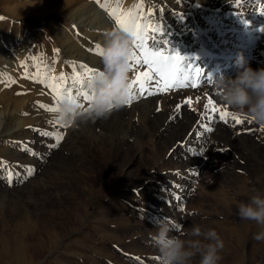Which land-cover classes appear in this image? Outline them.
Masks as SVG:
<instances>
[{"label": "rangeland", "instance_id": "obj_1", "mask_svg": "<svg viewBox=\"0 0 264 264\" xmlns=\"http://www.w3.org/2000/svg\"><path fill=\"white\" fill-rule=\"evenodd\" d=\"M220 2L0 0V232L6 233L4 237L0 234V264H11V255L2 251V245H12L22 237L29 249L26 264H60L56 257L63 260L66 256L78 264H161L159 250L151 239L154 225L161 218L181 226H174L169 235H179L192 225H200L203 230L215 229L225 244L220 253L224 258L222 264H235L234 258L240 261L237 264H264V241L253 239L262 226L238 215L239 204L247 203L251 195L244 199L230 196V201L229 196L226 199L221 195L227 190L225 182L231 175L241 172L233 162L229 166L225 162L238 159L242 137L248 144L256 143L264 127L221 103L213 87V79L220 74L236 75L240 53L252 68H264V3ZM105 4L107 7L101 6ZM136 5L142 7L137 9ZM117 9L120 14L135 11L142 23L146 20L150 27H160L162 31L149 32V37L154 35L158 39L156 43L166 56L181 57L178 67L187 68L186 75L199 69V76L193 81L197 86H177L167 91L151 87L153 94H137L128 104L131 116L125 117L123 123V115L117 112L100 127L92 121L67 127L49 123L54 121V112L41 105H54L55 96L35 77H70L83 73L80 65L101 71V56L95 47H103L105 32L120 27L111 14ZM225 27L233 29V37L223 33ZM210 30L215 40L211 45ZM187 34L202 35L192 49L187 48ZM144 71H148L147 65L132 68L129 82L137 72ZM158 81L160 77L156 76L149 83ZM134 92L138 93L137 86H133L129 97ZM176 98L181 99L178 116L162 132L160 119L164 122L167 115L166 104ZM209 99L243 122L237 123L231 116L220 119L218 114L210 113L204 107ZM87 105L85 102L84 107ZM154 106L158 116L149 117L150 107ZM205 125L212 131H207ZM242 125L249 129L239 128ZM44 131L63 135L58 147L51 146L56 143L55 137L43 136ZM231 133L235 134L237 148H229L226 154L215 150V141L221 142ZM177 138L185 142L176 145ZM260 151L264 154V148ZM243 160L240 165H244ZM247 163L245 170L253 171L261 161L252 157ZM29 168L33 169L30 176ZM245 182H238L242 192L249 189ZM208 186L218 194L216 208L207 202ZM110 190L116 193L108 199L106 193ZM199 191H204L201 198L194 200ZM255 191L260 192L258 188ZM88 195L103 201L95 207L90 220L79 231L64 236L65 247L53 248L46 260L37 258L29 231L15 226L16 214L41 209L43 203L49 208L42 210L46 216L54 212L63 216L68 207L78 205ZM222 206L232 219H221ZM52 221L49 226L66 232L67 227L59 220ZM70 247L78 253L71 256ZM93 248L98 252H92ZM199 260L197 255L190 264H199Z\"/></svg>", "mask_w": 264, "mask_h": 264}, {"label": "clouds", "instance_id": "obj_2", "mask_svg": "<svg viewBox=\"0 0 264 264\" xmlns=\"http://www.w3.org/2000/svg\"><path fill=\"white\" fill-rule=\"evenodd\" d=\"M133 40L134 35L121 27L105 32L103 69L86 82L88 89L95 91V98L87 107H80L66 97L53 113V119L75 126L79 122L107 119L115 109L124 107L131 92L128 74L132 70ZM236 63V75L220 74L213 79V87L221 103L264 127V68H252L243 53ZM238 215L262 226L253 239L264 241V194L257 193L247 203H240ZM154 228L151 239L159 250L161 264H190L197 255L199 264H219L222 259L220 253L225 244L215 229L203 230L200 225H192L179 235H169L175 229L168 218L156 221Z\"/></svg>", "mask_w": 264, "mask_h": 264}, {"label": "bare ground", "instance_id": "obj_3", "mask_svg": "<svg viewBox=\"0 0 264 264\" xmlns=\"http://www.w3.org/2000/svg\"><path fill=\"white\" fill-rule=\"evenodd\" d=\"M230 0H222V4L220 2L221 5L227 3ZM264 3V0H263ZM75 8V7H74ZM72 11H74L73 9H71ZM71 11V12H72ZM18 12V11H17ZM20 12V11H19ZM21 14V13H20ZM171 16V15H170ZM170 18V17H169ZM233 29L231 28H224V32L223 33H227V37H233V35H231V31ZM211 31L210 30V35H211ZM213 32V31H212ZM188 36L185 38L186 45L188 46L187 48H194L198 42H199V37L197 34H187ZM209 36V35H208ZM215 37L217 38V35H215ZM208 38V37H207ZM206 38V39H207ZM210 44H213L215 42V40L213 39V36L211 35ZM215 38V39H216ZM219 39V38H218ZM213 42V43H211ZM181 101V99H175V100H170L167 104L165 109L167 110V115L164 118V122L163 119H160V122H162L163 126H162V132L165 131L166 129H168L169 126H171V120L176 118L178 116V111H179V105L178 103ZM164 109V110H165ZM131 111V110H130ZM118 113L123 115L122 118V123L123 121L126 120V118L129 116H131V114L129 113V107L128 104H126L124 107L120 108V109H115L113 113ZM157 112V107H150V111H149V117H157L158 114ZM156 114V115H155ZM126 115V116H125ZM126 117V118H125ZM129 118V117H128ZM109 119V118H108ZM121 119V118H120ZM105 119H100L94 122V125L97 127L99 125H101L102 123H104ZM179 124H181L179 122ZM174 125V124H173ZM100 127V126H99ZM104 127V126H103ZM128 127V126H127ZM181 127V126H180ZM239 128L241 129H249V127L247 125H242ZM188 130V129H187ZM190 130V129H189ZM188 130V131H189ZM4 132V131H1ZM7 132V131H6ZM186 132V130H185ZM187 133H185V135L187 136ZM194 134V133H193ZM229 134V133H228ZM262 135L261 138L257 139L259 141H255L256 143L253 144H248L245 141H247L246 138L242 137L240 139L241 145H240V150H239V157L236 161H233L228 159L227 162H225L228 166L230 165L229 162H233V164H235L236 168H238L240 173H236L233 175L236 176H232L229 178V180L227 182H225V187L227 190H229V192L226 190L225 192H223L221 195H223V197L225 196L226 199L228 198L227 196H229V201L235 196L236 197H240V198H247L250 195L253 196L257 193L260 194H264V154H260V149L264 148V132L260 133ZM192 135V134H191ZM181 136V135H180ZM226 136V135H225ZM159 137V136H158ZM224 137V136H223ZM235 137V134L231 133L229 135V137L223 139L221 142L215 141V150H218L219 153L221 154H226L227 150L229 148H237V143L236 140H233ZM193 138V137H192ZM125 139V138H124ZM189 142H191V139H188ZM183 139L182 138H177L175 140V144H179L180 142H182ZM185 142V141H183ZM174 144V145H175ZM173 145V146H174ZM187 145V144H186ZM202 149V148H201ZM213 149V148H212ZM211 154L213 153V150H211ZM209 152V151H208ZM215 152V151H214ZM230 152V151H229ZM234 153V152H232ZM259 153V154H258ZM209 153H206V156ZM218 154V152L216 153ZM211 156V155H210ZM230 156V155H229ZM237 156V155H236ZM209 157V156H208ZM213 156H211L212 158ZM231 157V156H230ZM229 157V158H230ZM252 157H256L257 160H260L261 163L258 166H254L253 171H246V165L248 164L247 162L251 160ZM224 158V157H223ZM226 158V157H225ZM203 159V157H202ZM205 159V158H204ZM209 159V158H208ZM207 159V160H208ZM244 159V160H243ZM206 160V161H207ZM244 161V165H240L241 161ZM209 161V160H208ZM213 162V161H212ZM224 162V160H223ZM247 163V164H246ZM204 164V163H203ZM232 164V163H231ZM221 165V164H220ZM219 165V166H220ZM222 166V165H221ZM225 166V165H224ZM225 168V167H223ZM229 168V167H228ZM232 168V167H231ZM235 168V167H234ZM215 169V168H213ZM230 169V168H229ZM232 170V169H231ZM226 172V171H225ZM234 172V171H233ZM237 172V171H236ZM223 173V172H222ZM228 173V171H227ZM230 174V173H229ZM228 174V175H229ZM248 174V175H245ZM227 175V174H226ZM245 175V176H242ZM148 177V176H147ZM146 177V178H147ZM245 177H248L245 179ZM243 180H246L245 185L249 186L248 192H242L239 190L238 188V182H241ZM226 181V180H225ZM119 188V187H118ZM258 188L260 192L255 191V189ZM204 192V191H202ZM202 192H198L197 193V197L194 200H198L201 198V193ZM116 191L115 190H110L109 192H107V198L110 199L112 197L113 194H115ZM45 194V193H44ZM206 195H207V202L208 204L211 206H213V208H216V203H218V194L213 190L212 186H208L207 187V191H206ZM205 195V196H206ZM217 195V197H216ZM95 196V195H94ZM94 196H86V198L82 199V201L76 205H69L70 207L69 210L63 215L61 216L60 214L55 213H51L49 216H46L43 212L44 210L47 211L48 209H46L45 205L41 206V209H33L30 210V212H23L19 211L16 216H15V226H20L21 228H24V230L27 232L29 231V238H31L34 241V250L37 254V258H43L44 260H46L48 258V254L53 248H55L56 246L60 245L65 247L66 242H64V236L66 234H68L69 232H75V231H79V228H81V226L88 222V220H90L91 216L94 214L95 211V207L98 206L99 204L102 203L103 201H99L96 198H94ZM232 196V198L230 197ZM193 198V197H192ZM191 198V200H192ZM187 199V198H186ZM236 200V199H234ZM193 201V200H192ZM203 201V200H202ZM238 202H243L241 201V199L236 200ZM199 203V202H198ZM174 204V203H173ZM102 205V204H101ZM215 205V206H214ZM223 205V204H221ZM106 207V206H105ZM104 209V206H101V209ZM107 208V207H106ZM105 208V209H106ZM212 208V209H213ZM18 210V209H17ZM43 210V212H42ZM221 210V219H225L227 218V210L222 206L220 208ZM232 210V209H231ZM219 211V210H218ZM230 214V213H229ZM59 217V218H58ZM229 218V217H228ZM232 219V218H229ZM7 220V218H6ZM53 220L54 222H58V220L61 222H59L60 224H64L65 228L67 229L66 232L62 233V231H60L57 227H52L49 226V221ZM3 221V220H2ZM1 221V222H2ZM52 221V222H53ZM211 221V220H210ZM215 222V221H214ZM3 223H5L3 221ZM214 224V223H213ZM212 224V226H213ZM5 225V224H2ZM214 225H217L214 224ZM55 226V225H54ZM63 226V227H64ZM210 226V225H209ZM219 226V225H218ZM11 227V226H10ZM216 227V226H215ZM211 229V228H209ZM7 230V229H6ZM9 230V229H8ZM16 230V229H15ZM20 230V229H19ZM21 231V230H20ZM24 231V232H25ZM9 233V232H8ZM14 233V232H13ZM0 234H3V237L5 236L4 232H0ZM12 234V233H11ZM19 234V232H18ZM22 234V233H21ZM14 235V234H13ZM27 235V234H26ZM19 237V236H18ZM21 238V237H19ZM15 240V239H14ZM3 243V242H1ZM58 248V247H57ZM262 249V248H261ZM264 249V248H263ZM1 250V249H0ZM2 251L5 253H9L11 255V264H26L27 260L29 259L28 257V251L29 249H27V245L25 243V238L22 237L21 239H16L15 242L12 245H2ZM58 252H61L60 250H58ZM92 252L97 253L98 251L95 250V248L92 249ZM262 252V251H261ZM260 252V253H261ZM62 253V252H61ZM68 253L72 256L75 255L76 253H78V250H75V248L70 247ZM263 253V252H262ZM261 253V255H262ZM50 254V253H49ZM64 253H62L63 255ZM252 254V253H250ZM45 256V257H44ZM65 257V254L63 255ZM56 257V256H55ZM255 257V256H254ZM1 258V257H0ZM226 258V257H225ZM234 258V257H233ZM56 259L58 261H60V264H78L73 260H69L67 258V256L62 260L61 258L56 257ZM224 259V258H223ZM223 259H221L219 261V264H222ZM237 258H234L235 260V264L239 263V260H236ZM256 259V258H255ZM225 261V260H224ZM224 264V263H223Z\"/></svg>", "mask_w": 264, "mask_h": 264}, {"label": "snow or ice", "instance_id": "obj_4", "mask_svg": "<svg viewBox=\"0 0 264 264\" xmlns=\"http://www.w3.org/2000/svg\"><path fill=\"white\" fill-rule=\"evenodd\" d=\"M99 2V0H98ZM102 7H107V5H101ZM137 9L141 8L142 5H136ZM264 12V9H262ZM116 17L118 25L125 31L130 32L134 35L133 40L134 51L131 56L132 68L135 69L141 65H147L148 71L137 72L135 77L130 81V88L133 86L138 87V93H133L127 101L130 104L133 99L136 98L137 94H153L149 91L151 87H155L156 91H167L171 87H196L197 84L193 83L194 80L199 76V69H195L192 73H188V69L185 68L181 70L178 67L181 57L179 55H168L166 56L162 51H160V45L156 43L158 40L154 35L149 37V32L155 33L160 32L162 29L160 27H150L148 22L145 20L141 22V16L135 11L129 10L123 14L119 13V10H113L111 13ZM242 15V14H241ZM264 31V27L261 28ZM149 39H151V46H149ZM167 43V41H165ZM95 51L102 56L104 53V48L100 45H96ZM75 67V65H74ZM83 69V73L76 72L70 77H66L64 74L59 76L55 75H45L43 78L40 74L35 77L38 82L45 83L50 89L51 93L55 96L56 103L54 105L42 104L41 107L45 108L50 112H57L59 110L60 102L67 98L72 99L80 107H84V103L88 104L95 98V91L89 90L86 84V80L90 79L91 76L99 73L98 70H93L85 65H80ZM159 76L160 81L150 84L149 82L155 81V77ZM211 82V81H208ZM191 103V100L188 101ZM205 109H208L210 113L218 114L220 119L227 120L229 116L234 119L237 123H242V119L236 115L229 113L209 99L208 104L204 105ZM216 118V116H213ZM245 119H250L245 117ZM49 123L62 125L67 127V124H62L59 120L49 121ZM207 131H212L210 127L205 125ZM43 136L55 137L56 143L52 144L53 148L58 147L59 142L63 139V135L57 132L44 131L41 133ZM33 169L29 168L27 175H32ZM179 199V197H177ZM177 229L181 226L174 224ZM159 259V258H158Z\"/></svg>", "mask_w": 264, "mask_h": 264}]
</instances>
